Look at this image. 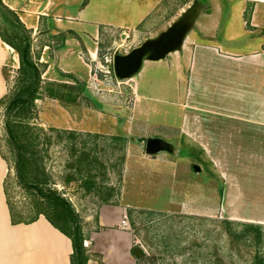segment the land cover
Returning a JSON list of instances; mask_svg holds the SVG:
<instances>
[{
    "label": "rangeland",
    "instance_id": "374dc122",
    "mask_svg": "<svg viewBox=\"0 0 264 264\" xmlns=\"http://www.w3.org/2000/svg\"><path fill=\"white\" fill-rule=\"evenodd\" d=\"M192 1L164 0L153 14L155 24L138 38L133 30L111 27L102 28L99 38L83 32L79 38L98 52L97 60L86 49L79 52L81 46L77 44L62 63L85 61L88 66L79 72H69L57 62V45L66 41L68 34L50 35L46 21L38 37L31 30L34 52L40 55V62H49L43 74L46 90L50 88L60 96L45 95L37 101L35 122L50 139L45 144V164L54 185L79 213L88 236V251L94 227L86 223V217L96 216L100 205L121 200L123 190L124 202L132 205L128 224L136 239L134 249L143 250L140 258L147 264H249L253 256V247L243 239L229 237L223 221L264 224V156L245 157L242 148L229 156L231 147L209 145L204 158L201 148L181 131L185 117L192 119L194 114L187 98V78L165 63L149 65L141 77L137 86L139 113L133 121L131 113L137 105L134 84L118 79L113 67L118 51L124 53L139 45L143 37L166 25ZM243 5L236 3L237 13L230 28V33H242L236 40L247 34L241 15ZM90 29L93 34L95 27ZM45 44L50 45L46 51ZM248 44H236V50L245 51ZM18 66V54L10 46L3 68L9 82ZM192 103L201 107L196 100ZM206 114L196 116L212 117ZM197 123H193V129ZM3 134L1 123L0 136ZM207 134L211 138L210 130ZM151 136L171 142V149L157 153L170 158L172 165L151 160L157 154L146 151ZM212 149L222 153L215 168L205 162L212 157ZM198 165L204 169L203 174L196 172ZM9 172L6 179L12 205L19 219L30 220L35 215L30 196L18 185L11 168Z\"/></svg>",
    "mask_w": 264,
    "mask_h": 264
},
{
    "label": "crops",
    "instance_id": "0c3cea01",
    "mask_svg": "<svg viewBox=\"0 0 264 264\" xmlns=\"http://www.w3.org/2000/svg\"><path fill=\"white\" fill-rule=\"evenodd\" d=\"M163 1L3 0L6 6L18 13L22 22L37 37L41 35V25L45 21L46 31L50 35H69L66 41L57 45V62L69 72L83 71L88 66L83 60L79 64H62L78 46H81L79 52L86 49L93 60L98 58V52H93L91 45L86 46L79 38L83 32L92 38H99L102 28L111 27L133 30L135 38H138L155 24L153 14ZM241 2L242 5L246 4L243 5L241 13L244 32L247 33L245 36L236 40V36H241L242 33L235 35L228 29L225 34L227 46L223 45L218 38L219 19L214 14H207L206 22L199 28L198 34L192 37L184 55L168 57L165 60L166 66L175 67L180 75L187 78V98L194 114L192 119L185 117L181 131L186 132L183 134L193 139L196 146L201 148L204 158L209 145L212 148L231 147L227 152L229 156L232 155L231 152L236 154L237 148H242L245 157L256 155L261 159L264 156V10L261 9L264 0ZM248 3L254 4L250 22L245 18ZM90 27H95L93 34ZM248 42L245 51L236 50V44L241 47L242 43ZM8 48L10 46L0 36V99L7 93L3 68L6 65ZM44 48L46 51L50 45L45 44ZM43 61L49 63L47 60ZM138 85L140 84L133 85L136 97L139 95ZM193 100L201 107L195 106ZM138 103L137 97V105L131 113L133 121L139 113ZM203 113L212 117L197 118V114ZM189 121L192 122L191 125ZM196 121L198 123L193 129L192 125ZM209 130L211 138L207 134ZM224 130L226 132L221 133ZM189 146L192 143L189 142ZM218 151L212 149V157L205 160L212 163V168L216 167L222 154ZM151 157L157 163H173L170 158H161L158 153ZM203 157L200 158L204 161ZM203 171L199 165L196 167V172L203 174ZM8 172V163L0 153V264H71V239L54 227L44 215L32 223L13 224L4 188ZM123 194L122 190V199L115 203L100 205L96 216L86 217V223L93 224L94 227L91 232V258L88 264H136L133 252L136 239L129 228L128 217L132 205L124 202Z\"/></svg>",
    "mask_w": 264,
    "mask_h": 264
},
{
    "label": "trees",
    "instance_id": "16d2710c",
    "mask_svg": "<svg viewBox=\"0 0 264 264\" xmlns=\"http://www.w3.org/2000/svg\"><path fill=\"white\" fill-rule=\"evenodd\" d=\"M254 4L248 3L245 18L250 22ZM0 36L13 47L19 57V66L12 82L8 80V92L0 99V124L4 134L0 136V153L14 171L17 183L30 196L35 215L30 220L19 219L10 200L9 185L5 180V193L10 207L12 222L32 223L44 215L50 223L67 235L73 246L71 264H88L91 254L85 246L88 236L73 203L53 182L45 161L48 150L43 128L35 122L37 101L45 95L59 98L58 94L47 89L43 74L47 64L40 62V55L33 50L31 30L22 22L17 12L0 0ZM4 25V26H3ZM67 86V85H65ZM47 92V93H46ZM5 146V147H4ZM10 175V172L7 175ZM229 237L243 239L253 247L249 264H264V224L239 222L230 219L223 221ZM136 264H147L145 258H137Z\"/></svg>",
    "mask_w": 264,
    "mask_h": 264
},
{
    "label": "water",
    "instance_id": "95a60500",
    "mask_svg": "<svg viewBox=\"0 0 264 264\" xmlns=\"http://www.w3.org/2000/svg\"><path fill=\"white\" fill-rule=\"evenodd\" d=\"M236 3H241V0H193L186 4L166 25L149 33L139 45L127 52L116 53L113 64L116 77L133 84L140 83L149 63H165L168 57L184 55L186 46L206 22L207 14H214L219 19L218 38L227 46L225 34L234 23ZM163 149H171L170 143L166 140L162 138L147 140L148 154ZM133 252L139 258L144 256L140 247H136Z\"/></svg>",
    "mask_w": 264,
    "mask_h": 264
},
{
    "label": "built area",
    "instance_id": "2783aa9c",
    "mask_svg": "<svg viewBox=\"0 0 264 264\" xmlns=\"http://www.w3.org/2000/svg\"><path fill=\"white\" fill-rule=\"evenodd\" d=\"M107 68H109V69H110V67H107ZM109 69H108V72H109V73H111V69H110V70H109ZM124 224H126V221H125V223H124ZM85 246H86V247H88V246H89V242H88L87 240L85 241ZM89 251H90V250H89Z\"/></svg>",
    "mask_w": 264,
    "mask_h": 264
}]
</instances>
